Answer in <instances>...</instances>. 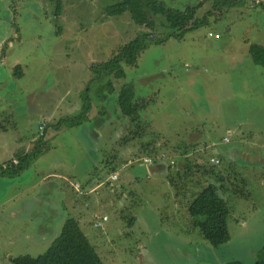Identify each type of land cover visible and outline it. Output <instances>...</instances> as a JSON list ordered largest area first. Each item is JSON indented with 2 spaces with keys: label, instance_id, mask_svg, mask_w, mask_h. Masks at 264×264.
Returning <instances> with one entry per match:
<instances>
[{
  "label": "rangeland",
  "instance_id": "rangeland-1",
  "mask_svg": "<svg viewBox=\"0 0 264 264\" xmlns=\"http://www.w3.org/2000/svg\"><path fill=\"white\" fill-rule=\"evenodd\" d=\"M62 2V15L56 22L55 5L49 0H0V113L9 115L7 129L16 131V124L18 135L32 139L39 133V113L56 112L57 106H73L75 110L89 102L95 111L90 116L94 117L99 111L94 105L106 100L108 94L99 95L102 99L98 100L94 89L85 90L93 82L103 85L104 76L100 80L93 77L88 83L93 65L106 64L122 47L140 39L145 48L138 51L136 64H122L125 77L111 82L118 89L132 84L136 101L149 105L138 118L140 137L132 143H121L127 147L121 153L124 159L112 152L115 159L107 160L116 168L118 180L114 185L127 188L125 197L100 209L88 204L90 200L81 199L78 206L70 207L74 213L68 212V217L78 220L83 210L85 217H94L95 223L107 215L109 221L104 225H109V237H117L115 241L107 238L112 241L105 243L106 250L111 247L109 255L98 248L105 264H139L143 254L146 264H217L219 260L235 259L252 264L254 255L264 247V70L253 64L248 48L250 44L264 45V0L231 1L226 7L213 1L156 0L172 11L166 16L155 13L154 5L135 2L127 13L112 18L105 15L104 8L119 0ZM196 7L194 28L184 32L183 38L182 34L176 37L172 28L178 26L177 13H188V8ZM58 27L62 28L60 34ZM111 108V115L117 112V106L112 104ZM90 128L91 124L84 122L59 133L53 141L49 129L46 140L51 147L48 155L39 159V167L19 173L20 178L12 183L0 181V264H12L11 259L19 256L42 255L61 230L62 219L50 200L55 198L54 186L62 181L51 179V191L44 184L34 189L39 172L53 169L56 175L67 173L72 183L84 184L88 178L95 182L104 177L109 170L100 163L104 153L99 152V147L109 145L108 139L105 143L99 137L92 139ZM105 130L109 135L107 124ZM134 130L127 121L122 138H129ZM188 137L187 147L202 149L193 150L202 167L200 172L194 170L190 160V170L183 175L177 170L178 158L173 151L175 143L181 145L179 141L185 142ZM114 142L111 148L117 147ZM146 143L159 148L158 159L168 164L169 181L179 191L176 200L178 193L170 197L166 190L171 187L164 184L165 180L160 182L158 194L154 193V181L161 175L147 179L144 168L129 165L141 162L143 156L152 159V164L160 162L157 151L148 157L143 152L141 146ZM229 153L235 157L232 168L227 166ZM215 156H220L221 164H214L213 170L225 181L218 192L230 207V240L218 250L210 247L208 259L201 258L198 250L207 253L204 247L210 245L184 204L199 191L198 181L215 182L213 176H204L206 168L209 171L214 166L211 158ZM65 188L70 195L76 193L67 184ZM20 193L16 199L14 195ZM131 219L134 224L128 226ZM96 229L92 225L82 228L83 234L89 230L101 242L105 230ZM139 243L143 246L138 247Z\"/></svg>",
  "mask_w": 264,
  "mask_h": 264
},
{
  "label": "crops",
  "instance_id": "crops-1",
  "mask_svg": "<svg viewBox=\"0 0 264 264\" xmlns=\"http://www.w3.org/2000/svg\"><path fill=\"white\" fill-rule=\"evenodd\" d=\"M234 1L237 4L242 3V1L244 3V0H234ZM245 7L246 8L248 7V5L246 3H245ZM172 30H174V33L177 34L176 37L180 38V35L178 32V30H179L178 26L175 28H172ZM181 38H183V35L181 36ZM248 45H249V43H248ZM261 46H264V45H261ZM144 48L145 47H143V49ZM101 65L102 64H99L97 67H96V65H93L92 72H91V78H90V81L88 83H90L92 81L93 77H96L97 79L100 80L104 76L103 80L101 81L103 85H100L97 82H93L90 86L88 85L87 87H85V90L94 89V92H96V95L98 97V100L102 99V96H99V95L108 94V97L106 100L103 99L102 102H98L97 106L94 105L99 110L94 117L90 116V113L91 112L94 113L95 111L92 110L93 106L89 102L87 103V106H85V107L82 106L80 109L77 108L75 110H72V109H74L73 106H70L69 108H66V109L62 108L61 106H57L56 112H50V113L40 112L39 113L38 118H39V120H41L39 122V125L37 128L39 133L37 134V136L33 137L32 139H28L27 137H29V136H26V135L24 136V134H23V137H22V136L18 135L19 130H18V126L16 124H14L15 125L14 128H16V131L14 129L12 131H9L7 129V126H6V122H7V120H9V118H8L9 115L4 113V112L0 113V166L3 164H9L14 159H16L19 162L17 170L12 175V176H15V178H13V179L8 178L7 180H5L4 178H2V176H0V181H6L7 182L10 180L9 182L12 183L13 181H16L17 179L20 178L19 173H21V172L23 173L27 170L34 171L35 168L32 169L31 168L32 166H34V167L38 166L39 167V163H38L39 159L47 156L49 153V150H50L49 142H47V140H46L47 131L49 129L51 131H53L52 135H50V141H53V140H55V136L58 135L59 133L64 132L66 130H72L73 127H79L84 122H87V123L89 122L92 126V128H90V130H89V136L92 139L99 137L100 139H102V142H104V143L108 139L107 143H109V145H105L103 148L99 147V152L104 153V160L100 161V163L102 165L104 164L103 167L109 166L108 169H111V167L115 168V167L111 166V163H109L110 161L109 162L107 161L108 159H111V160L115 159L114 155L112 156V152L116 153V155L118 156V159H119V155H120V157H122V159H124V156H122L121 153H123L124 150L127 151V149H126L127 147H126V145H121V143H123V141H118V139H120V140L123 139L122 138L123 134H124L123 131L126 127L127 121L130 123V120L126 115L123 114V112L121 111L117 102H118V95L121 92L122 87H124V86H132L133 87V85L132 84L122 85L119 87V89L116 86L114 87L113 82H111V81H114L115 79L117 80V78H115L109 72L98 71L97 69L100 68ZM103 91H105L106 93ZM132 91L134 92V100H136L138 97L136 98L134 87H133ZM110 96H112L111 103L108 102ZM103 98H105L104 95H103ZM85 99L87 101V96H85ZM93 99L97 100L95 97H93ZM106 102H108L109 104L108 105L105 104V106H104L102 103H106ZM112 104L117 106V110L115 109L117 112L111 115L110 109H112L111 108ZM56 114H60V115H58L57 117H54ZM4 118H6V120L2 121V119H4ZM120 120L125 121L126 124L125 123L121 124ZM43 123L45 124V129L43 131H40L39 126H41V124H43ZM106 124H107V126H109V135L107 134V132L105 130ZM131 126H132V124H131ZM16 134L18 136H16ZM137 138H138V136L134 137V139L129 141L128 143H132V142L136 141ZM190 139H191V137H188L187 139H185V142L179 141L182 143L181 145H179L177 143L174 144L175 145L174 151H173L174 156L175 157L177 156V158H178V162H176L177 163V170L180 172V174H183V175L187 172V170H190L189 165H192L191 163H193V165H192L193 169L198 171V172H200V170H201L200 167H202L201 164L199 162H197L196 157H195L196 151L197 150L202 151V149L200 148V149L196 150V148L191 149V148L187 147V145L190 143L189 142ZM112 142H114L113 144L117 147L111 148ZM117 144H120L119 147ZM106 146H109V147L106 148ZM193 150H196V151H193ZM157 151H158V154H156V156L158 159V156L160 155L159 148ZM161 154L162 155L160 156V158L162 159L164 157L163 156L164 153L162 152ZM230 154L231 153L227 154L226 159H227V166L229 168H232L233 167L232 162L234 161L235 157H233L234 156L233 154H231V155ZM253 155H254V153H253ZM148 156L149 155H147V157ZM244 156H246V155L243 154V157ZM215 157H212L211 159H214V158L217 159L218 158V160L221 161L220 156H215ZM142 158H145V156H143ZM255 159H257L258 161L260 160V159H258V156H255ZM190 160L192 161L191 163L189 162ZM23 162H25V163H23ZM173 162H172V164H173ZM113 164H115V163H113ZM134 164L141 166V168H144V171L146 172L145 177H147V179H149L150 176H152L153 174H154V177H156L158 175L162 176L159 179H157L156 181H154V182H156L154 184V193L158 192L160 182H162L164 180H165L164 184H166L168 187H171V189L166 190V192L169 194L170 197L175 196V194H177L179 192V191L174 189L172 182L169 181L168 173H167L168 164H166V162H164V163H163V161H160L157 163L154 162V164H150V165H146V164H143L142 162H138V161L137 162L133 161V162L129 163V165H134ZM220 164H221V162H220ZM115 170H116V168H115ZM196 171L195 172L193 171V174H192L193 176H195L194 174L196 173ZM53 172H54L53 169H48V168L39 172V177H38L39 179L35 182L34 189L36 188L38 190L39 186L41 184H44L43 186H46V189L49 190V186L51 185L50 182H53V180H51V179H59L60 181H62V182H57V184L54 186L55 198L50 200V206H54L59 211V217L58 218L60 220L62 219L60 221L61 222V227H60L61 229H62V226H63V223L65 222V220L67 218H69L68 212L74 213L70 209V207L78 206L79 201H82V200L89 201L90 200L91 202L89 201L88 204H91L92 206H94V209L95 208L100 209L101 207H103L104 205L106 206V204H108L110 202L112 203L113 201H115L117 199L125 197V194L127 191V188L123 185H118V186L114 185V183L117 182V180H118L117 177L115 180L111 179L112 176H116L115 171L111 172L110 170H107L106 174H104L105 175L104 177L96 178L95 182H93V180L91 178H88L85 182H83L84 184L72 183L71 179L69 178V175H67V173H63L62 175H56ZM71 176H72V174L70 175V177ZM204 176H205V174H204ZM166 178H168V181L166 180ZM196 180L197 179H193V181H195V182H196ZM198 182L196 183L197 186L201 185L202 180H201L200 184ZM3 183L5 184V182H1L2 185H3ZM55 183H56V181H55ZM6 184L8 185V189L15 191V189L12 187L11 184H9V183H6ZM66 184L70 187V189L74 190L76 193L73 194L71 192L72 193L71 195L68 194L67 190L65 188ZM185 188H188V185H185ZM185 188L182 190V192H180L181 194L185 191ZM8 189L6 192H9ZM24 190H26V189H24ZM47 190L45 192L51 191V190H49V191H47ZM174 190H175V192H174ZM188 191H190V189ZM96 193L98 195H96ZM50 194H51V196H54L53 193H50ZM164 194L167 195L166 193H164ZM21 195L22 194L20 193L19 196H16V195H14V196L16 197V199H18V198H20ZM46 195H48V194L46 193ZM178 195H179V193L175 196V198H174L175 200H176ZM12 197H13V195L9 196L8 199H6L4 201L5 204L7 201L10 202ZM56 198L58 199V201L60 200L62 202L61 205L58 204ZM42 199H44V198H42ZM190 201H191V199L185 201L184 209H186L188 207V204ZM65 202L67 203V207L65 206ZM48 210L52 211L49 208H48ZM114 210H115V208H114ZM94 212L95 211L93 210V213ZM93 216H94V214H93ZM106 216L107 215L104 214L102 216V218L106 217ZM93 218L94 217L89 219V217L88 218L85 217V211L82 210V213H80V216L77 217V219H78L77 221L79 223L80 230L83 233L82 228L83 227L88 228V226H90V225H92L95 228H99L96 230H101V231L105 230L104 235L101 236L102 237L101 242H98V238H97L98 236L93 234L89 230L87 231V235L84 233L86 235V236L85 235L84 236L86 237V239L88 240L89 243L91 241L90 245L95 249L97 254H98V248H101L104 252L107 253V255H109L111 253V252H109V249H111V247L109 246L107 248V250H108L107 251L105 249V246H106L105 243L108 242V244H110L112 242L111 240H107V238H112L113 241H115L114 238L116 239L117 235L109 237L111 235L110 234L111 232L109 231L110 230L109 225L107 227H105V225H106L105 223H107L109 221V218L106 217L107 219L105 221L95 222L97 224L100 223L99 227L98 226L96 227L94 221L92 220ZM102 218H101V220H102ZM133 222H134L133 219H131L128 226L133 225L134 224ZM187 228H190V227L187 226ZM191 228H192V226H191ZM113 246H115V244H113ZM137 246L142 247L143 245L139 243ZM204 248L207 250V253L204 252L201 248L198 250V253H199L201 258L202 257H206V258L208 257V251H209L208 249H210V246H209V248L207 246H205ZM133 249L134 248L129 249L128 251H132ZM143 250H145L144 247H143ZM210 251H213V250H210ZM252 253H251V255H252ZM145 254H146V250H145ZM255 256H256V254L254 255V259H253L254 261H255ZM209 257H208V259H209ZM144 258H145V255L143 254V257L141 259H138L139 264H146V261ZM102 261L105 264L103 259H102ZM208 261H210V260H208ZM233 261H240L241 263L244 264V262H242L239 259H235L232 261H228V260L227 261H225V260L220 261L219 260L217 262V264H228L229 262H233ZM151 263L153 264V261H151ZM134 264H138V262L136 261V262H134Z\"/></svg>",
  "mask_w": 264,
  "mask_h": 264
},
{
  "label": "trees",
  "instance_id": "trees-1",
  "mask_svg": "<svg viewBox=\"0 0 264 264\" xmlns=\"http://www.w3.org/2000/svg\"><path fill=\"white\" fill-rule=\"evenodd\" d=\"M49 1L55 5L53 6V16L54 21L57 22L58 18L62 15L63 2L62 0ZM201 1L202 3L213 1L215 3L214 5L226 7L234 0ZM135 2H145L147 4L154 5V12L165 16L172 12L169 8L163 6L162 3H157L156 0H119L117 3L106 6L104 8V13L109 18L120 17L127 13L130 6ZM198 7L194 9L188 8V13L176 12L179 16L176 19L179 35H183V33L187 30L194 28V21L197 20L196 11L198 10ZM61 29L62 28L58 27L57 34L61 33ZM143 47L141 39L140 41H135L132 44L122 47L119 52L113 55V57L106 64H102L97 70L109 72L115 78L121 79L125 76L121 65L126 64L128 66H134L136 64V55L140 49H143ZM248 54L253 64L264 70V46L251 44L248 48ZM132 90V86H124L118 95V106L123 114L129 118L130 123L136 128V130L131 131L132 136L126 139L124 138L123 143L133 140L134 137H140L141 129L139 127L140 124L138 118L141 117V113H144L149 106L147 102H138L134 100V92ZM141 147L144 150L143 152L149 156L152 155L153 150H155V153L158 150L157 148H150L149 143L143 144ZM9 164H11V162ZM18 165H12L4 171L2 170L1 165L0 176L8 174L13 175V173L17 170ZM214 167L216 166L214 165L209 171L206 168V172L204 174L213 176L215 182L212 183L205 181V184L201 183V185H199V191L194 195L188 204L187 213L210 247L214 250H218L230 240L227 226L228 217L230 215V207L228 206V202L220 196L218 192L224 187V176H222L220 172H215L213 170ZM109 170L114 172L115 168L111 167ZM217 184H219V186H217ZM11 262L12 264H104L95 249L90 245L80 230L78 221L71 217L65 220L59 235L52 241L50 247L42 255L37 257H31L29 255L19 256L11 259ZM228 264L243 263L240 261H233ZM253 264H264V247H261L256 253Z\"/></svg>",
  "mask_w": 264,
  "mask_h": 264
},
{
  "label": "built area",
  "instance_id": "built-area-1",
  "mask_svg": "<svg viewBox=\"0 0 264 264\" xmlns=\"http://www.w3.org/2000/svg\"><path fill=\"white\" fill-rule=\"evenodd\" d=\"M215 37H217V36H215ZM45 129V124L43 123V124H41V126H39V130L40 131H43ZM138 162H140L139 160H137ZM211 161L213 162V165L215 164V165H217V164H219V160L218 159H211ZM141 162L143 163V164H146V165H150V164H152V159H150V158H141ZM12 165H14V166H17L18 165V161L16 160V159H14V160H12L11 161V164H3L2 165V170L4 171V170H7L8 168H10ZM111 179L112 180H115L116 179V176H112L111 177ZM107 218L106 217H103L102 218V221H105ZM95 225H96V227L98 226H100V223H95Z\"/></svg>",
  "mask_w": 264,
  "mask_h": 264
},
{
  "label": "clouds",
  "instance_id": "clouds-1",
  "mask_svg": "<svg viewBox=\"0 0 264 264\" xmlns=\"http://www.w3.org/2000/svg\"><path fill=\"white\" fill-rule=\"evenodd\" d=\"M153 40V39H152Z\"/></svg>",
  "mask_w": 264,
  "mask_h": 264
}]
</instances>
